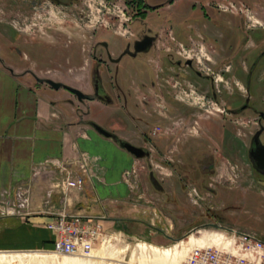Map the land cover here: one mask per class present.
<instances>
[{"label":"rangeland","instance_id":"374dc122","mask_svg":"<svg viewBox=\"0 0 264 264\" xmlns=\"http://www.w3.org/2000/svg\"><path fill=\"white\" fill-rule=\"evenodd\" d=\"M123 49L129 54L118 62L107 59ZM0 68L85 94L99 83L107 101H78L67 90L56 95L72 105L74 137L88 140L94 121L113 134L108 141L116 148L124 151L127 141L148 153H129L120 168L136 218L100 226L91 250L103 238L118 257L94 264H136L122 246L169 248L190 233L220 232L218 226L264 239V175L247 155L250 135L264 128V0H0ZM74 151L87 163L83 179L102 180V158ZM121 175L132 177L131 190ZM17 224L9 218L0 229ZM33 252L39 255L32 261L7 264L93 254H58L48 244L0 247L5 254Z\"/></svg>","mask_w":264,"mask_h":264},{"label":"crops","instance_id":"0c3cea01","mask_svg":"<svg viewBox=\"0 0 264 264\" xmlns=\"http://www.w3.org/2000/svg\"><path fill=\"white\" fill-rule=\"evenodd\" d=\"M8 71L0 68V221L15 218L18 224L0 229V247H52V233L44 225L60 215L104 228L135 219L120 182V168L130 154L108 141L113 134L103 137L92 128L88 140L75 138L72 105L67 96V103L56 96L67 91ZM75 147L102 158V180L83 179L79 188L63 184Z\"/></svg>","mask_w":264,"mask_h":264},{"label":"built area","instance_id":"2783aa9c","mask_svg":"<svg viewBox=\"0 0 264 264\" xmlns=\"http://www.w3.org/2000/svg\"><path fill=\"white\" fill-rule=\"evenodd\" d=\"M86 168L87 163L83 158L69 159L64 168L63 184L79 188L83 178L87 177ZM130 178L121 175V180L131 190L133 185ZM46 227L55 234L52 250L58 254L88 256L93 241L101 237L99 224L76 217L60 215L46 223ZM218 227L223 240H227L226 245L192 247L187 251L183 264H264V239L258 233L248 229Z\"/></svg>","mask_w":264,"mask_h":264},{"label":"bare ground","instance_id":"6f19581e","mask_svg":"<svg viewBox=\"0 0 264 264\" xmlns=\"http://www.w3.org/2000/svg\"><path fill=\"white\" fill-rule=\"evenodd\" d=\"M200 236L194 233L188 234L184 239L178 240L173 246L169 248H161L152 244L144 242H135L133 245L126 244L120 248L125 252L129 249L130 260L135 261L136 264H178V262L185 257L187 251L192 247H201L208 245H226L227 240H223V234L218 231L200 230ZM94 250V249H93ZM90 253L92 259L76 258L69 256H62L56 264H94L96 260L105 259L106 257L117 256L118 249L113 247L109 240L102 238L99 246ZM34 255L38 253H15L5 254L0 253V264H7L13 260L32 261ZM42 257H48L49 254H40ZM39 263V262H38Z\"/></svg>","mask_w":264,"mask_h":264},{"label":"water","instance_id":"95a60500","mask_svg":"<svg viewBox=\"0 0 264 264\" xmlns=\"http://www.w3.org/2000/svg\"><path fill=\"white\" fill-rule=\"evenodd\" d=\"M35 77V79L38 82H43L45 84H47L50 88L52 89H59V88H63L67 91H69L70 93H72L73 95H75L76 99L78 101H82V100H92L94 98L93 94H85L82 93L79 89L64 84L61 81H55L49 78H38L37 76L33 75ZM88 125H90V127H92L97 133H99L101 136L103 137H111V133L108 132L107 130H105L104 128H102L100 125H98L97 123L93 122V121H88ZM121 146L123 147V149H125L128 153H130L131 155L135 156V157H142L144 155H147V152L144 151L143 149H141L138 146H135L129 142H122ZM254 150L256 152L255 154V161L257 163V166L262 169L264 167V146L259 145V143L255 142V146H254ZM152 182H155L154 180H152Z\"/></svg>","mask_w":264,"mask_h":264},{"label":"flooded vegetation","instance_id":"af4514ba","mask_svg":"<svg viewBox=\"0 0 264 264\" xmlns=\"http://www.w3.org/2000/svg\"><path fill=\"white\" fill-rule=\"evenodd\" d=\"M102 47H104V48H106L107 46H106V44L105 43H102V45H101ZM140 49H141V51H147V50H149L150 49V47L148 46L147 48L144 46H142V47H140ZM124 53H127V54H129V51L127 50V49H123V51H122V53L120 54V55H118L117 57H115V58H110L109 57V53H106V57H107V59L108 60H110V61H112V62H118L119 60H120V58H121V56L122 55H124ZM133 53V52H132ZM186 64L187 65H190V61L188 60L187 62H186ZM33 75V74H32ZM34 77V76H33ZM92 93H94L93 95H94V97H98V98H100V99H102V100H104V101H107V97L105 96V94H104V91H103V89H102V87H101V85L99 84V83H95L94 84V86H93V92ZM86 100V99H85ZM93 100V99H92ZM245 108V105L244 106H242L241 108H240V110H242V109H244ZM259 116L262 118L263 117V114L262 113H259ZM94 122V121H93ZM103 128V127H102ZM259 134H258V136L257 135H255V134H251L250 135V137H249V139H248V149H247V155H248V158H249V156L255 161V154H256V152H255V150H254V146H255V142L257 143H259V145H262V146H264V143L261 141V138H260V136H262V134L264 135V128L263 127H259ZM259 137V138H258ZM122 142H127V141H121V143ZM132 144V143H131ZM136 146V145H135ZM147 152V151H146ZM148 154V153H147ZM255 163H256V161H255ZM256 165H257V163H256ZM209 167V171H211L212 170V168H213V166L212 165H210V166H208ZM260 171H261V174L262 175H264V167L262 168V169H260ZM194 192H195V194H197V192H196V190L194 189Z\"/></svg>","mask_w":264,"mask_h":264}]
</instances>
